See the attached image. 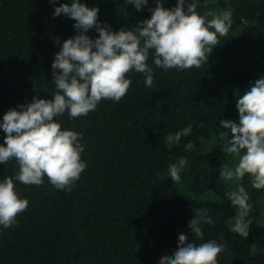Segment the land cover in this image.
Masks as SVG:
<instances>
[{
    "label": "trees",
    "instance_id": "16d2710c",
    "mask_svg": "<svg viewBox=\"0 0 264 264\" xmlns=\"http://www.w3.org/2000/svg\"><path fill=\"white\" fill-rule=\"evenodd\" d=\"M123 1L80 0L98 7V21L114 32L150 19L148 8H155L148 4L137 12ZM67 2L0 0V123L9 109L19 110L34 96L53 99L55 54L77 34L74 20L63 14L53 18L54 7ZM176 2L162 0L166 9ZM228 8L232 28L219 37L200 68L165 72L154 65L150 50L154 87H146L144 75L133 70L126 77L132 84L119 102L104 99L87 116L72 120L65 113L57 118L62 130L82 133L81 158L87 168L71 191L56 190L46 176L39 187L15 182L29 205L14 226H0V264H159L162 256L177 250L179 234H186L188 242L195 239L188 222L201 208L208 210L213 224L204 225V238L195 243L226 242L218 264H264V227L250 228L247 238L240 237L231 231L236 209L227 198L191 203L173 193L176 183L170 177L159 179L167 175L169 164L186 157L188 165L180 175L192 181V191L213 190L218 175L205 169L201 133L226 132L221 120L238 124L237 98L264 78V0H198L197 11ZM87 35L98 38L95 30ZM188 126L192 133L178 146L167 143L169 134ZM5 135L0 129V146H6ZM188 141L195 145L191 152L185 151ZM17 170L14 159L0 164V182ZM242 184L253 216L264 202V189L252 188L248 177Z\"/></svg>",
    "mask_w": 264,
    "mask_h": 264
},
{
    "label": "clouds",
    "instance_id": "9594fccd",
    "mask_svg": "<svg viewBox=\"0 0 264 264\" xmlns=\"http://www.w3.org/2000/svg\"><path fill=\"white\" fill-rule=\"evenodd\" d=\"M55 5L57 0H48ZM149 0H125L137 12ZM155 8H148L150 19L138 21L131 30L121 28L114 32L107 23L98 21V7L89 8L80 0H70L54 7L53 18L62 14L75 21L77 34L62 43L51 65L55 84L53 99L34 96L31 103L9 109L3 115L0 129L6 134L0 146V164L15 160L17 171L0 182V226L9 229L17 223V216L28 209L29 200L22 199L16 190V181L37 187L43 185L45 176L58 191H71L87 168L82 160L85 145L82 133L62 130L57 120L65 113L72 120L87 116L104 100L119 102L128 92L132 80L126 78L133 70L144 75V84L154 87L153 69L148 66L150 50H154L153 63L167 72L169 69L187 70L200 68L207 63L219 37L226 36L233 24V11H197L198 0H177L171 9L163 7L162 0H155ZM211 17V19H208ZM95 30L98 38L87 33ZM57 45L61 44L56 39ZM239 123L221 120L220 127L230 130L219 132V141L227 140L224 152L232 155L236 166L225 163L220 169V179L242 181L251 177L254 189H264V78L237 98ZM192 133L191 126L167 137L168 144L179 145L182 137ZM195 145L188 141L185 151ZM188 165L186 157L168 165L167 175L173 183L181 182V173ZM236 209L231 231L247 238L252 225L249 215L253 206L249 193L242 183L227 194ZM195 211L188 228L195 239L203 240L204 225L213 219L206 208ZM186 234H179L177 250L172 256L164 255L159 264H218V257L227 251L226 242L208 240L200 244L188 242ZM228 254H231L230 252Z\"/></svg>",
    "mask_w": 264,
    "mask_h": 264
},
{
    "label": "rangeland",
    "instance_id": "374dc122",
    "mask_svg": "<svg viewBox=\"0 0 264 264\" xmlns=\"http://www.w3.org/2000/svg\"><path fill=\"white\" fill-rule=\"evenodd\" d=\"M155 0H149V5L156 6ZM125 3V1H123ZM167 3V2H165ZM153 5V6H154ZM131 6V4H124V7L127 8ZM133 6V5H132ZM226 132H230L227 130ZM231 135V133H230ZM201 142H202V152L207 157L205 163V169L214 172L218 175V179L215 183V188L206 193L197 194L192 191L191 184L192 181L188 177H181V182L176 183L173 187V193L179 195L184 200L189 201L191 203H200L206 201H223L227 198V194L234 190L235 186L238 183H242L245 178H250V176H245L242 181H225L220 179V169L222 166L227 163L230 168H234L236 166L237 160L230 154L224 152L225 144L227 140L219 141V134L215 132H203L201 133ZM262 200V199H261ZM260 209L258 213H254L253 216L250 215L249 219L252 221L251 229H257L260 227H264V202L260 201ZM233 226L234 222H231Z\"/></svg>",
    "mask_w": 264,
    "mask_h": 264
}]
</instances>
